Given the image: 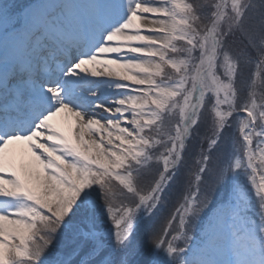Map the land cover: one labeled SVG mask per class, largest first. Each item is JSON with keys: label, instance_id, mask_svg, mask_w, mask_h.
<instances>
[{"label": "snow or ice", "instance_id": "obj_1", "mask_svg": "<svg viewBox=\"0 0 264 264\" xmlns=\"http://www.w3.org/2000/svg\"><path fill=\"white\" fill-rule=\"evenodd\" d=\"M30 15L0 0L6 30ZM93 16L0 84V264H264V0ZM190 156L183 202L141 235Z\"/></svg>", "mask_w": 264, "mask_h": 264}, {"label": "bare ground", "instance_id": "obj_2", "mask_svg": "<svg viewBox=\"0 0 264 264\" xmlns=\"http://www.w3.org/2000/svg\"><path fill=\"white\" fill-rule=\"evenodd\" d=\"M141 23H144V21H141Z\"/></svg>", "mask_w": 264, "mask_h": 264}]
</instances>
